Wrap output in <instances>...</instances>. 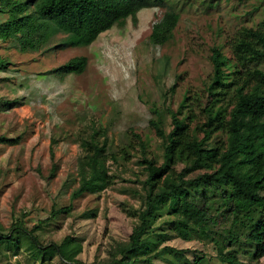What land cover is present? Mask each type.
I'll return each instance as SVG.
<instances>
[{"label":"rangeland","instance_id":"obj_1","mask_svg":"<svg viewBox=\"0 0 264 264\" xmlns=\"http://www.w3.org/2000/svg\"><path fill=\"white\" fill-rule=\"evenodd\" d=\"M167 10L179 14L178 23L166 43L155 45L149 39L152 25ZM7 16L0 14V21ZM33 19L34 47L0 39V56L8 62L0 70V135L18 139L14 145L0 144V230L7 232L19 220L30 230L52 208L71 205L69 212L45 222L35 238L57 243L64 255L73 252V262L112 264L116 245L128 239L137 222L134 214L146 178L139 163L144 154L132 133L147 142L145 155L161 162V141L149 120L170 129L169 110H176L186 91L201 93L207 85L211 49L219 47L229 55L236 31L264 20V0H164L84 46L68 44L70 34ZM75 57L87 58L81 73L55 71ZM99 128L106 131L113 183L100 193L71 200L83 154L79 141ZM211 196L213 237L233 238L240 261L264 264V256L254 260L247 253L253 249L248 232L230 224L229 204L219 194ZM85 213L94 217H83ZM169 218L156 220V231L162 233L155 238L162 239L160 247L185 251L175 257L164 252L151 261L142 256L135 264H191L199 256H205L200 264H222L211 240L199 233L191 240L176 237L164 223ZM15 238L17 246L1 243L0 264L68 263L59 254L46 259L48 254L30 246L20 233Z\"/></svg>","mask_w":264,"mask_h":264},{"label":"trees","instance_id":"obj_2","mask_svg":"<svg viewBox=\"0 0 264 264\" xmlns=\"http://www.w3.org/2000/svg\"><path fill=\"white\" fill-rule=\"evenodd\" d=\"M163 1L0 0V14L8 15L0 21V39H14L20 46L34 47V15V19L70 34L68 44L89 45L114 24L128 17L135 19L140 9L159 6ZM178 19L177 12L165 11L160 21L153 23L150 41L155 45L166 43ZM228 46L229 55L222 48L211 49L207 85L201 93L186 91L176 110H169L168 131L159 121L149 120L161 141V162L155 156L148 158L147 142L132 133L144 154L139 163L146 178L134 214L137 222L128 239L116 245L112 264H135L142 256L151 261L164 252L172 257L184 252L168 245L160 247L162 239L155 236L162 232L156 231L155 223L163 216L170 217L164 223L171 226L176 237L191 240L194 233H199L203 239L211 240L222 264H249L238 259L240 250L233 246V238L213 237L211 226L216 220L210 213L211 194L221 195L229 204L230 224L248 232L247 242L253 245L247 252L250 257L258 260L264 256V20L255 27L240 28ZM86 62V57L71 58L55 71L79 74ZM7 64L0 56V70L7 69ZM17 142V138L0 135V144ZM79 145L83 154L77 160L78 185L70 194L71 200L100 193L113 183L106 131L93 129L87 138L80 139ZM198 170L205 171L187 177ZM70 209L71 205L52 208L49 216L30 230L20 220L15 222L7 232L0 230V245L8 242L17 246L15 234L20 233L30 246L48 254L46 259L59 254L67 264H83L73 262V252L66 251L64 255L57 243L42 244L34 235L45 222ZM83 217L94 214L85 213ZM204 257L193 258L191 264H200Z\"/></svg>","mask_w":264,"mask_h":264}]
</instances>
